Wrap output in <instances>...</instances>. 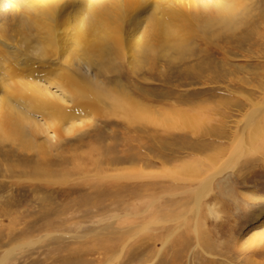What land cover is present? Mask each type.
Returning a JSON list of instances; mask_svg holds the SVG:
<instances>
[{"label":"rangeland","instance_id":"rangeland-1","mask_svg":"<svg viewBox=\"0 0 264 264\" xmlns=\"http://www.w3.org/2000/svg\"><path fill=\"white\" fill-rule=\"evenodd\" d=\"M237 2L181 54L96 62L66 119L0 74L39 124L0 122V264H264V0Z\"/></svg>","mask_w":264,"mask_h":264},{"label":"bare ground","instance_id":"bare-ground-1","mask_svg":"<svg viewBox=\"0 0 264 264\" xmlns=\"http://www.w3.org/2000/svg\"><path fill=\"white\" fill-rule=\"evenodd\" d=\"M235 1L0 0V74L8 80L5 97L44 121L50 119L46 111L66 119L89 105L79 96L83 83L77 78L90 79L96 62L100 71L111 73V62L117 57L132 62L146 51L159 56H169L171 51L181 54L197 30L233 18V11L241 5ZM47 87L55 88L64 100L68 96L72 109L61 110L59 98ZM115 100L129 110L141 107L129 98ZM3 104L0 100V122L10 126L26 121L39 129L38 122L25 117L16 106ZM208 180L210 184L213 177Z\"/></svg>","mask_w":264,"mask_h":264}]
</instances>
